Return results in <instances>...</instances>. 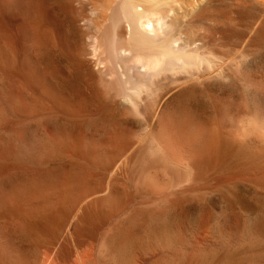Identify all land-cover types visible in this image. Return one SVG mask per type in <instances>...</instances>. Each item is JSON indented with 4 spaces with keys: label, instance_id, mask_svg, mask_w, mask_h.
<instances>
[{
    "label": "bare ground",
    "instance_id": "1",
    "mask_svg": "<svg viewBox=\"0 0 264 264\" xmlns=\"http://www.w3.org/2000/svg\"><path fill=\"white\" fill-rule=\"evenodd\" d=\"M57 1L63 22L43 0H0V264H36L25 234L48 264H264V0ZM251 5L260 17L235 42ZM229 78L239 107L167 112ZM112 117L146 126L126 139ZM197 170L218 204L188 251L174 211Z\"/></svg>",
    "mask_w": 264,
    "mask_h": 264
},
{
    "label": "rangeland",
    "instance_id": "2",
    "mask_svg": "<svg viewBox=\"0 0 264 264\" xmlns=\"http://www.w3.org/2000/svg\"><path fill=\"white\" fill-rule=\"evenodd\" d=\"M43 1H44L45 5H47L52 11H54V14L57 15V20L59 22H63L62 21L63 17H62L61 11H60V5L58 4V1L57 0H53V1L52 0H43ZM236 2H238V1H236ZM236 2H234L233 4H229L230 5L229 8H228V6L226 7L227 12L231 13L232 10L236 8V5H235ZM251 8L252 9L250 11V13H251L250 19L247 22H245L243 24V26L235 29V30H237L236 32L239 31L236 34V36L234 37L235 42L239 43V42L246 41L248 39V36L250 35L249 31H251L250 29H251L252 25L255 24V22H257V20L260 17V14H258L256 7L251 5ZM228 24L230 25L231 23H228ZM231 26H233V25H231ZM241 38H243V39H241ZM231 79H233V78L227 79V82H226V80H224V81H212V82H207V83L203 84L202 88L204 91H202V89H199V90L191 92L188 95L189 97L186 96L185 98L179 99L176 102H174L168 108L167 112L171 114L172 112H175L178 108H185L187 110L201 112V114L203 115L202 118H204V119L210 118V120H212L214 118V110H215L216 106L218 105L219 101L221 99H227L230 96L235 98L234 102L236 105L239 104L238 105V107H239L241 105V103H244L243 99L247 94L246 89L242 84L237 83V81L235 79L234 80H231ZM62 83L63 82L60 81V84H62ZM73 84L71 85V88H69L68 86L64 85V83H63V87L65 86L64 88H67L69 91L77 93L78 96H82V97L84 96V98L85 97L87 98L90 96L89 95V88H86V85L84 83H82L80 81H76ZM80 87H82V88L80 89ZM86 90H88V91H86ZM201 92H202V94H201ZM191 94H192L193 98L194 97L196 98L199 95V97H197L198 99L197 98H196L197 100L195 98L191 99L192 98ZM195 94H196V96H195ZM189 98L191 100H187ZM197 101L198 102L200 101V102L198 103ZM214 102H216V103H214ZM59 124L73 125V124H71V122H68V121H64V122L60 121ZM108 124L111 127H115V126L120 127V129L124 133L126 139H128L130 137L131 132L138 131L141 128L146 126V123H141L140 121L135 120V119L114 118V117H112L110 120H108ZM83 125H84V127H83ZM76 127L78 128V131L80 133H82L86 128H91L93 131H96V132L100 133L101 136L103 135L105 137H107L110 133L109 129H107L108 131L107 130L103 131L102 128L101 129L96 128L97 125H94V124L80 123V124H77ZM123 127H125L126 129L124 130ZM203 186H204V183L202 181V170L192 171L190 173V178H189V181L187 182L186 188H185L186 190L190 189L189 190L190 193L188 194L186 199L183 201L181 206L179 208H176L174 211V215L180 217L182 222H183V234H182L183 245L182 246L185 248V250H188V251L192 249V245L195 244L196 242L202 243V233H203L204 220L213 214L214 208L218 204L217 199L212 195H211V198H210V196H208L205 199L203 198V196H202V187ZM173 190H172V193H174L173 195H175L177 193V190H175V189H173ZM147 195H143V196L139 195V197L135 198V193H133L134 201L137 199L135 202H141V201L144 202V200L145 201L147 200V202H149L155 198L153 195H148V196ZM167 200H171V199L168 198ZM160 205H162V204L160 203L157 206L159 207ZM68 210H70V208H68ZM131 214H133V213H130V212L127 213L126 216L123 217V219H125L127 217V215L130 216ZM25 235L21 236L18 239L20 244L24 247V249L26 251H28L31 254V257H33L34 260H36V264H48V261L50 258V251H49L48 244L44 240L36 239V238H34L30 235H27V234H25ZM94 245H95V237L87 238L84 241V245L82 247L83 249L81 252H86V250L88 251V250L92 249V247ZM44 255H45V257H44ZM140 263L141 264H155L153 262H151V263L143 262V260H141V258L139 256L134 257L133 264H140Z\"/></svg>",
    "mask_w": 264,
    "mask_h": 264
}]
</instances>
